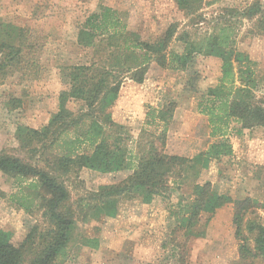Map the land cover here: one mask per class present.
Returning a JSON list of instances; mask_svg holds the SVG:
<instances>
[{
	"label": "trees",
	"instance_id": "obj_1",
	"mask_svg": "<svg viewBox=\"0 0 264 264\" xmlns=\"http://www.w3.org/2000/svg\"><path fill=\"white\" fill-rule=\"evenodd\" d=\"M174 3L187 18V27L197 28L205 22L203 0ZM222 11L206 33L178 32V25L170 24L162 39L154 42L128 29L121 0L106 1L87 13L74 45L90 49L98 60L67 66L63 77L66 88L59 92L56 109L47 122L38 129L19 124L14 133L17 149L0 150V174L15 189L10 194L0 190V198H7L19 210L38 214L43 222L33 224L21 243L0 229V264H62L68 258L71 231L77 223L114 219L125 201L152 205L157 198H169L174 189L170 184L180 188L190 180L192 200L165 206L172 226L164 248L171 249L174 264H186L189 244L204 238L216 211L231 203L239 263L264 264V225L259 217H248L253 214L255 200L231 199L216 193L210 182L195 181L211 162H233L232 137L244 139L253 130L264 129V97L255 92L259 79L256 63L234 47L239 22L248 23L250 35L264 34V5L252 0L242 8ZM174 38L184 46L170 49ZM27 42L22 28L0 23V83L26 67ZM197 56L220 61L215 86L198 94L195 82L199 76L186 82L188 91L198 95L196 109L208 124L209 145L192 158L167 154L168 125L175 105L166 102L160 108H149L146 129L140 130L135 150L126 148L132 139L129 129L115 123L111 114L124 81L142 84L153 64L185 71ZM74 104L77 111L71 108ZM150 126L157 131H149ZM84 169L130 174L118 183L75 193L72 198L69 186ZM81 243L98 248L97 239Z\"/></svg>",
	"mask_w": 264,
	"mask_h": 264
},
{
	"label": "rangeland",
	"instance_id": "obj_2",
	"mask_svg": "<svg viewBox=\"0 0 264 264\" xmlns=\"http://www.w3.org/2000/svg\"><path fill=\"white\" fill-rule=\"evenodd\" d=\"M106 1L113 2L0 0V23L22 28L29 46L25 50L26 63L23 65L26 67L13 71L0 83V150L17 149L14 133L19 124L39 128L47 122L56 109L59 92L66 88L63 77L67 66L98 60L93 51L80 49L74 44L87 13ZM251 1L218 0L209 5L211 0H203L205 22L197 28L186 26L187 18L175 6L174 0H121V5L127 15L128 29L139 33L142 39L154 42L162 39L170 24H177L178 32L206 33L218 16L223 15V8H242ZM260 2L264 5V0ZM248 28L244 21L236 24L234 47L247 53L256 63L259 79L255 92L264 97V34L250 35ZM182 46L174 38L170 49L177 50ZM219 72L218 59L197 56L185 71L165 70L153 64L142 84L124 81L111 114L115 123L129 129L132 139L126 148L135 150L149 108H160L166 102H172L175 107L168 125L166 145L169 147L165 152L183 153L182 157L192 158L205 150L211 139L206 119L196 109L197 93L215 86ZM196 76H199L195 82L197 93H193L188 91L186 82ZM71 108L77 111L78 105H71ZM147 129L156 130L152 126ZM256 139L259 141L253 144L248 142V136L244 139L232 137V148L236 153L233 162L223 161L219 165L211 162L208 171L195 181L200 184L210 182L216 193L233 199V190H237L236 198L241 197L238 194L240 186L237 187L242 183L241 178H248L245 189L254 192L251 199L256 204L251 209L253 214L248 217L257 216L264 225V182L257 183V186L255 181L249 182L251 176L264 174V134ZM252 149L257 156L248 153ZM128 173L99 174L84 169L79 173L78 181L69 186L71 196L95 191L100 185L118 183ZM192 182L180 184V188L170 184L174 189L171 188L169 198H157L149 206L139 201H125L114 219L77 223L71 231L68 258L62 264H174L176 259L171 249L164 248L172 226L165 206L178 201L190 202ZM10 183L0 174V190L5 194L15 192ZM71 183L66 182L67 185ZM232 205L226 204L218 209L207 225L205 237L189 244L186 264H241L238 244L233 238ZM33 214L17 209L7 198H0V229L10 232L14 242L21 243L33 224L43 225L40 216ZM83 239H97L98 248L83 246Z\"/></svg>",
	"mask_w": 264,
	"mask_h": 264
},
{
	"label": "crops",
	"instance_id": "obj_3",
	"mask_svg": "<svg viewBox=\"0 0 264 264\" xmlns=\"http://www.w3.org/2000/svg\"><path fill=\"white\" fill-rule=\"evenodd\" d=\"M30 127V126H29ZM31 128H34V129H38V127H31ZM40 128V127H39ZM264 134V129H260V128H258V129H255V130H253V132L251 133V135L248 137V142L249 143H253V144H255L257 141H259L258 139H256L257 138V136H260V135H263ZM263 142V141H262ZM240 143V142H239ZM240 145H241V143H240ZM248 145V144H247ZM239 146V145H238ZM168 145H166V147H165V151H167L168 150ZM234 147V146H233ZM259 151H263V149L262 148H259ZM247 152V151H246ZM167 154H169V155H177V156H182L181 154H183V153H174V152H170V151H168V152H166ZM233 153L234 154H236L235 153V151H234V148H233ZM248 153H250L251 155H253V156H257V154L256 153H253V149L252 150H250V151H248ZM185 157V156H184ZM187 158V157H186ZM208 171V169L207 170H203L202 172H201V174H200V176L202 175V174H205L206 172ZM127 172V171H126ZM117 173H119V172H117ZM128 174H130V173H128ZM128 176V175H127ZM126 176V177H127ZM125 177V178H126ZM252 178H250V181L249 182H252V181H255L256 182V186H257V183H260V182H264V174L262 175L261 174V176L259 175L258 177H254V176H251ZM238 181V180H237ZM246 181H248V178H241V184H239V185H237V187L238 186H240V188L239 189H241V191H240V193H238V194H240V198H236L235 197V195L237 194V193H235V191H237V190H233V199H242V198H244V197H250V198H253L252 197V195L254 194V192H247V191H249V190H246L245 189V183H246ZM254 183V182H253ZM238 189V188H237ZM245 190H246V192H245ZM255 191V190H254Z\"/></svg>",
	"mask_w": 264,
	"mask_h": 264
}]
</instances>
